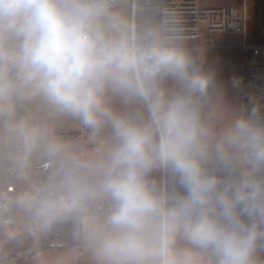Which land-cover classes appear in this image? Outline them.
Returning a JSON list of instances; mask_svg holds the SVG:
<instances>
[{"label":"clouds","instance_id":"obj_1","mask_svg":"<svg viewBox=\"0 0 264 264\" xmlns=\"http://www.w3.org/2000/svg\"><path fill=\"white\" fill-rule=\"evenodd\" d=\"M114 7L0 0V106L38 96L109 132L93 183L39 215L103 201L98 227L84 219L96 264H264V111L226 112L167 21L138 27Z\"/></svg>","mask_w":264,"mask_h":264},{"label":"crops","instance_id":"obj_2","mask_svg":"<svg viewBox=\"0 0 264 264\" xmlns=\"http://www.w3.org/2000/svg\"><path fill=\"white\" fill-rule=\"evenodd\" d=\"M131 2L129 8L121 12L128 21L132 11L137 18L140 5L137 0L132 9ZM247 5V16H250L256 3L251 1ZM154 11L155 25H159L158 12ZM212 38L213 43L207 46H199L196 40H180L175 44L213 77L219 102L230 113L241 108V89L230 81L241 75L240 37L233 33L215 32ZM1 131L17 133L18 139H21L14 152V165L8 176L10 180L2 182L0 187L6 183L16 186L14 205L9 217L0 226V229L5 228L2 237L6 240L1 246L23 252V256L14 258L11 264H96L86 239L88 229L84 219L87 217L92 221L90 228L98 227L105 212L94 207L103 201H85L81 208L46 219L39 215L40 207L34 206L31 201L29 189L38 184L46 198L52 192L68 198L73 183L91 185L94 180L91 164L99 155L100 145L107 140L108 130L94 133L79 120L55 112L38 96H14L0 106ZM54 148L57 150L54 151ZM88 166L91 172H85L87 177L77 172V168L81 170ZM84 205L89 208H83ZM34 220L39 223V228L37 232L30 233L28 229ZM20 226L22 230H19ZM50 237L62 240L65 246L61 249L49 248Z\"/></svg>","mask_w":264,"mask_h":264},{"label":"built area","instance_id":"obj_3","mask_svg":"<svg viewBox=\"0 0 264 264\" xmlns=\"http://www.w3.org/2000/svg\"><path fill=\"white\" fill-rule=\"evenodd\" d=\"M247 1L237 0L232 4L212 6L203 4L202 0H139V3L143 8L158 12L159 25L167 21L165 34L174 44L180 40H196L199 46H207L213 43L212 34L215 32L239 35V46L242 51L241 75L231 78L230 81L233 84L234 81L239 82L241 108L249 109L255 106L264 111V44L248 43L246 40ZM252 1L257 3L260 0ZM136 3L137 0H132L133 7ZM120 4L121 0H114V9ZM202 23L205 26L204 31L201 28ZM29 195L31 201L40 207L46 200L60 203L67 199L57 192H52L45 200L38 184L31 186ZM15 199V184H4L0 188V226L9 217ZM83 208L89 207L84 205ZM94 208L105 212L106 205L96 203ZM38 228L39 223L34 220L28 231L35 233ZM47 246L61 249L65 244L60 239L50 237ZM22 256L23 252L8 250L0 245V264H11L14 258Z\"/></svg>","mask_w":264,"mask_h":264},{"label":"rangeland","instance_id":"obj_4","mask_svg":"<svg viewBox=\"0 0 264 264\" xmlns=\"http://www.w3.org/2000/svg\"><path fill=\"white\" fill-rule=\"evenodd\" d=\"M204 3H211L213 5H226L236 3L237 0H202ZM252 0H248L247 3L251 2ZM131 0H121V4L118 8L114 9L121 14L122 10H126L130 6ZM132 3V2H131ZM248 5L246 6V14H248ZM118 9V10H117ZM142 9L141 5H139L137 18L138 20V27L144 26H152L155 25V18L156 12L153 9ZM125 17V16H123ZM129 18V17H128ZM130 22H131V14H130ZM201 28L204 31L205 26L204 23L201 24ZM246 40L248 43L254 44H264V0H261L256 3L253 12L250 16L246 17ZM19 138V134L15 133H7V132H0V179H3L0 182V187L2 186V182L6 180H10L8 177L10 174L9 172L12 171L14 165V152L21 144V139ZM88 168V170H86ZM82 170V171H81ZM78 169L77 172L86 176V171L91 172V168L85 167L84 169ZM85 173V174H84ZM93 173V172H92ZM46 200L47 198L43 196ZM104 204V202H98ZM34 206L40 207L39 205L33 203ZM14 205V204H13ZM5 227V226H4ZM21 227V226H20ZM23 228H19V230ZM5 228L0 229V245L5 244V239H3L2 234Z\"/></svg>","mask_w":264,"mask_h":264},{"label":"bare ground","instance_id":"obj_5","mask_svg":"<svg viewBox=\"0 0 264 264\" xmlns=\"http://www.w3.org/2000/svg\"><path fill=\"white\" fill-rule=\"evenodd\" d=\"M134 7L132 6V9ZM131 22L135 23L136 24V16H135V11H132V14H131Z\"/></svg>","mask_w":264,"mask_h":264}]
</instances>
